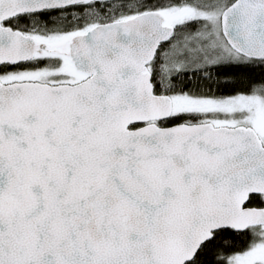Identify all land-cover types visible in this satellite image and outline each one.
Returning a JSON list of instances; mask_svg holds the SVG:
<instances>
[{
    "label": "snow or ice",
    "instance_id": "snow-or-ice-1",
    "mask_svg": "<svg viewBox=\"0 0 264 264\" xmlns=\"http://www.w3.org/2000/svg\"><path fill=\"white\" fill-rule=\"evenodd\" d=\"M0 264H264V0H0Z\"/></svg>",
    "mask_w": 264,
    "mask_h": 264
}]
</instances>
